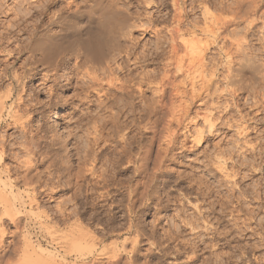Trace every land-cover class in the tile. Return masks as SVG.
<instances>
[{"label": "clouds", "instance_id": "9594fccd", "mask_svg": "<svg viewBox=\"0 0 264 264\" xmlns=\"http://www.w3.org/2000/svg\"><path fill=\"white\" fill-rule=\"evenodd\" d=\"M170 2L172 0H135V3L134 0H25L23 6L35 12L36 17L29 23L27 15L30 13L25 14L23 27L14 35L0 33V54L13 55L7 51L13 41H16L14 52L17 56L27 54L21 66L23 71L0 60V89L5 95L14 91V103H24L25 111L43 112L53 104L70 106L69 112L58 116L56 121L42 119L35 129L21 128L19 136L8 138L4 128L0 131V151L6 145L18 146L11 140L23 144L27 139L31 144L30 160L48 161L46 172L39 175L47 174L51 182L53 169H63L56 175L55 182L60 183L61 177H65V184L76 180L82 210L93 207L98 223L106 227L112 223L115 205L96 209L95 204L103 194L95 200H90L89 195L100 188L107 192L109 187H118L116 168L127 167V161L143 163V154L159 138L156 135V124L160 120L157 112L163 113L168 107L159 100L155 103L146 101L136 91L137 85L147 82L144 79L146 65L159 64L167 55V37L159 36L155 43L148 42V47L141 51L132 32L145 24L152 26L153 19L168 20L166 13L154 18L142 15L141 7L155 4L159 8ZM237 2L248 3L249 0ZM0 6L6 7L5 0H0ZM256 6L253 3L251 8ZM45 16L47 20L37 32L35 25ZM260 20V26L254 31L250 27L242 30V36L248 38L241 40L232 55L240 65L256 69L253 73L256 85L249 88L240 81V90L249 93L245 102L247 107H257L264 112V14ZM24 32L29 34L25 36ZM249 32L251 36H248ZM32 70L43 73V85L52 80L61 90L55 101L52 87L26 88ZM150 75L155 76V73ZM117 76L122 77L123 86H119L121 80H117L116 91L105 90L104 84L108 83L109 77ZM42 91L46 92L44 100L39 98ZM64 92L70 94L64 95ZM93 105L96 106L94 110ZM256 115L259 117L256 124L264 125V117L259 116V112ZM149 132L153 135L147 136ZM113 141L122 142L123 146L105 155L88 184L84 181L83 165L94 161L102 147ZM169 147L168 138L160 139V159L152 168L153 175L159 171ZM178 150L182 154L190 149L181 141ZM215 151L231 161L233 171L227 183L213 182L210 177L214 173L209 171L205 175L200 168L189 165L191 170L179 173L175 181L179 184L186 180V188L176 189L177 196L166 194L157 198L153 205L156 209L154 219L143 223L150 233L148 242L161 255L157 264H164L168 256L180 255L182 260L168 261V264H193L198 257H202L198 264H264V130L259 132L254 144L248 143L247 147L233 144L224 149L218 146ZM200 155L205 159L197 158L193 163L205 165L206 171L214 166L210 163L213 154L207 149ZM73 159L79 161L78 171L72 164ZM256 173L260 175L253 179ZM123 190L125 200L118 202L121 207L133 206L138 212L151 203L150 184L136 200L133 199V188ZM169 207L172 215L160 226L159 220L163 217L159 213ZM225 220L228 223L222 228L221 223ZM247 233L251 235L246 237ZM169 245H172L171 249Z\"/></svg>", "mask_w": 264, "mask_h": 264}, {"label": "bare ground", "instance_id": "6f19581e", "mask_svg": "<svg viewBox=\"0 0 264 264\" xmlns=\"http://www.w3.org/2000/svg\"><path fill=\"white\" fill-rule=\"evenodd\" d=\"M225 1L226 0H224L223 3H226ZM231 1H232L231 3L232 9L229 8L231 6L226 7V4L225 6L224 5L219 6L218 3H213L210 0H205L204 2L202 1L201 4L198 5V7L200 9L201 17L203 19V24L198 25L199 20H195L196 23H193V22L191 23L188 19L189 11H192L195 9L193 4H192L193 6L191 7V6H188L187 0H172V2L166 3L161 8L160 7L158 8L156 5V8H157L156 11L158 12L159 11L162 12L161 10L167 9L169 6H172V9L166 12V14L168 15L167 21H156L155 19H153L152 26H148L147 24H145L144 26L137 27L133 30V32L142 30L141 32L142 34H144L145 32L149 33V31H151L155 36L154 43L158 40L159 36L167 37L168 50H167V55L162 58L164 60L163 65H160V66H163L161 69L162 71L158 70L157 72V71L149 70L147 69V67L150 65V63L147 64L145 67V73H144V79L147 82L140 83L139 85H137L136 91L140 92L146 101H152L153 103H155L156 100H159L160 104H167L168 107L163 110V113H161L160 111L157 112V116L160 117V120H158L156 124V128H157L156 135L159 138L153 142L150 150L143 154V163L141 164L135 160H130V161H127V164H131L133 165V167L136 166V168L142 170V172L143 171L145 172V170L150 172L151 170H149L148 164L150 160L152 159L151 154L153 152V145H156L157 143V154L156 153L155 154L157 155L156 158L158 161L160 159V151H159L160 139H163L166 137L170 140L171 147L168 148L167 156L163 159L162 164L159 165V170L165 167V165H167L168 163L167 161L176 160V154L178 153L176 151H177V148L179 147L178 144L181 143V140H179L178 139L179 137H177V135L179 134L178 132L180 131L183 132V134L186 133L189 138H192L191 139L192 142L196 141L198 143L202 141L206 137L204 134L205 131L203 130L204 128L202 129V127L199 126L201 129L199 127H195L196 129L193 130V127L189 128L187 125L188 122H186V121L191 120V122L193 123V120L196 119V117L195 119H193L194 116L191 117V114L189 111L192 109L191 106L196 104L197 102H200L202 106L203 105L206 106L204 109L206 112L203 111L204 114L201 113L202 115L199 114V116H203L204 123L203 122L202 123L204 124V126L205 124L207 125L209 134L213 131L215 133L214 129H217L219 125L222 127V124H220V122L225 121L223 119H226L228 113H231L230 112L231 109L235 110L238 113L237 115H239V119L233 118L232 124L236 128H238L239 136H241V138L243 139L241 144H238V145H240L241 147H247V144L249 143L247 140V137L250 135L252 131L251 129H253L252 126L255 125V124L251 125L249 121L251 118L252 119H255V118H253L252 116L250 118V115L252 113L249 114L250 113L249 111L248 113L245 112L244 114L241 112L242 110H240L239 105L241 103L240 101L243 100L244 98H241L240 95L237 93V91H239L240 89L239 83L241 79L245 76L246 70L249 69L250 71L252 70L251 72H253L254 68L240 65L238 62H236V59L232 55V52L234 48L239 47L241 45L242 39L248 38L247 36H242V30L244 28L250 27L254 31L260 26L261 24L260 17L262 14H264V3H259V0H249L248 3L237 2V0H231ZM253 3L257 5L254 9L251 8V5ZM12 4L13 3L8 4L7 9H4L3 8L4 6L0 7V10L2 12H5V14H8V16L11 15L10 16L11 20H9L11 24L8 23V25L5 28L4 34L6 35L7 34L10 35L12 33V29H10L12 27H15V30L16 29L18 30L23 27L22 21L25 19V14L30 13L27 15V22L29 23L37 15L35 12H31L30 8L23 6L25 5V0H16L14 1V4L13 5ZM153 6H155V4H153L151 7H148V6L147 7L152 8ZM53 7H58V5H54ZM212 8L213 10L222 9L220 10L222 11V14H218V15L217 14L215 15V13L213 14ZM227 8H229V12H230L229 14H228ZM152 14L155 15L153 11H152ZM46 20H47V16H45L44 20H41L39 24L35 25L37 32L39 31L40 25L45 23ZM241 26H242V29H240ZM24 33L29 34L28 32H24ZM250 33L251 32L248 33V36L252 34ZM144 49H142L141 51H143ZM15 58L16 60L14 61H11L10 59H8L7 63L14 64V66L18 70L23 71L21 66L25 63L26 60L18 64L19 62H17V57ZM150 73H155V76L150 75ZM250 75H251L252 82H251V85L248 84V87L254 84L256 85V79L254 78L253 73ZM39 78L43 80V73L41 71L32 70V74L26 82V88L30 90L32 87H35L37 85H41L44 88L52 87L54 95L57 94L56 85L54 84L52 80H49L46 85H43L41 83L42 81L39 84H35V79H39ZM117 80H121V85L119 86H123L122 77H118V76L115 78L109 77L108 83L104 84V89L113 91V92L116 91V87L118 86L116 83ZM222 83L223 85H221ZM43 92L44 91H42V93ZM148 92H152L153 94L152 97L149 98V96H147ZM96 94L99 95V93H96ZM227 96L231 97V100H232L231 104H233V108H232V105L230 104V101L227 99L228 98ZM15 98H16V93L14 91L8 92L7 95H5V92L3 94L0 93V124L7 122V124L12 123L20 128L27 127L28 126L27 124L30 122L29 115L35 109H28L27 111H25V104L24 103H21L19 105L15 104L14 103ZM222 99L224 100V103L223 101L222 102L220 101ZM244 101L245 100H243V102ZM220 103L222 104L220 105ZM60 107H61L60 105L59 106L56 105L55 107H52L50 109L49 118H48L49 120L51 121L57 120V117L61 115ZM218 109H221V110L217 111ZM222 111L224 112V114H220ZM257 111L259 112V110ZM217 113H218V116H217ZM228 122H226V124ZM230 122L228 124H230ZM224 123L225 122H223V124ZM165 124L167 125L166 127H165ZM181 124L184 125L182 129L183 131L181 129L180 131H178L179 129L176 131L175 128L177 126H180ZM232 124L230 126H233ZM194 125L198 126L196 124ZM185 129L187 130L186 132L184 131ZM32 139H35V138H32ZM185 139L183 141H185ZM120 143L122 145V142ZM22 146H23L24 152L28 153L27 156L29 157V152L31 150L30 142L26 139L25 142L22 144ZM102 151L104 152V149ZM8 153H9L8 146L6 145L5 148L2 151H0V161L3 160V158ZM222 155H223L222 153H217L216 157H214L215 160L212 161L215 164L214 167L216 168V171L220 169L221 171H226L225 170L226 166L223 165L224 164L223 162H225V160H222V158H225V157L224 155L222 157ZM25 162L26 164L27 163L31 164L30 162H32V160L28 158ZM93 162L94 161H92V164ZM94 164H93V168L90 170L94 171V168H95ZM10 167H8L7 164L4 165V163H3L2 168L0 167V205L3 208V211L5 212L3 214L5 215L7 214L8 216H10L11 220L14 222L13 224L16 223L17 228H19L20 222L23 219L22 215H20V212L22 210L21 208L25 209L28 206L32 208L33 205L35 204L40 205V204L39 202H37L38 200L36 197L37 196L36 186L35 185L33 186V184L31 185L32 179H29L30 177H28L30 167L28 165L26 166V168L24 167L26 172H24L23 174H17V175L15 174L16 176L14 177L13 181L10 178V171H12ZM89 172H92V171H89ZM95 172L96 170L93 172V174ZM5 173H7L8 178H10L11 180L10 182H7V180L9 179L7 180L3 179L4 178L3 175ZM230 173L226 171V174L224 173L225 175L223 179L225 178V176L227 179V177L230 176ZM151 174L153 173H150V175ZM19 182H23V184L26 186L24 190L25 194H23L22 192L16 191L14 189V185H16ZM225 182L227 183V181ZM145 184L144 186L148 185V183H145ZM137 185L138 184H130L129 187L133 188L134 192H137ZM93 187H97V185H93ZM20 191H23V189ZM109 191L107 190V192ZM58 210H60V208ZM67 218H68V215H67ZM78 223H73L67 231L62 230V232H60L59 235L57 234V237L55 236L58 239L59 247L61 251L63 252V255H64L63 257L73 258V256H75L74 264H84V263L78 262V259L84 257L85 255H87V253H89L93 255H98L100 257H104L105 258L103 260L104 264L105 263L117 264L120 258L119 257L120 251L118 247H120L121 243L109 242L108 243L109 245H107V243L104 242L105 244L103 245V247L100 246V248H97L96 246L98 245L97 244L98 239L96 238L95 234L93 232H89V231L87 232V230L85 231L83 228L80 227V224ZM134 223L131 222V224L128 226V229L125 232L127 233V236L125 237V241L122 244V246L124 247H126L127 244H130L131 249H135L138 243V240H139L140 233H141L139 230L140 227L138 228L137 227L138 225L136 226ZM4 233H5V229L3 228L2 224H0V239H3ZM141 236H142V233H141ZM101 242L99 241L98 243H101ZM26 250L28 249L26 248ZM30 254L28 255L31 256ZM47 255L48 256L45 255L46 257H44L43 255V257L39 256L36 259L33 258L34 260L25 259L24 263H21V264H61L60 260L58 261L56 260V258L54 259L51 255L49 254ZM15 258L17 259V255ZM24 258L25 257H23V259Z\"/></svg>", "mask_w": 264, "mask_h": 264}, {"label": "rangeland", "instance_id": "374dc122", "mask_svg": "<svg viewBox=\"0 0 264 264\" xmlns=\"http://www.w3.org/2000/svg\"><path fill=\"white\" fill-rule=\"evenodd\" d=\"M14 1H16V0H5L6 7L4 6L3 8L7 9L8 4H10V3L14 4ZM202 1L204 2L205 0H187L188 6L192 7L194 5V8H195L194 10L189 11V14H188V19L191 23L192 22L196 23L195 20H199L198 25L203 24V19L201 17L200 9L198 7V5H200ZM210 1L213 2V0H210ZM223 2H224V0H218V5L219 6H223V5L225 6V4H226V7L231 6L229 8L232 9V4H231L232 1L231 0L230 1L226 0L225 1L226 3H223ZM229 2H230V4H229ZM134 3H135V0H134ZM229 8H227L228 14L230 13ZM156 9H157L156 5L153 6L152 8H148L147 5H145V6L140 8V11H141L142 15H151L154 17L156 15H160L162 13L168 12L169 10L172 9V6H169L167 9L161 10L162 12H160V11L158 12V11H156ZM212 10H213V8H212ZM212 10H211V12H212ZM217 10L216 9L213 10L212 13L213 14L215 13V15L216 14L217 15L222 14V11H220L222 9H220V10L217 9ZM152 11L155 15L152 14ZM10 16L11 15L8 16V14H5V12H2L0 10V33L4 34L5 28L8 25V23L11 24V22L9 21V20H11ZM9 17H10V19H9ZM10 29H12V33H13V34L11 33L10 35H14L18 31L17 29L15 30V27H12ZM240 29H242V26L240 27ZM141 32H142V30H138L136 32H133L134 35L132 34L133 38L135 37V40L138 41V45L140 48L139 50L147 48L148 42L154 43V40H155V36L151 31H149V33L145 32L144 34H142ZM4 35H6V34H4ZM7 35H9V34H7ZM23 35L26 36L28 34L23 33ZM15 44H16V41H13V43L9 44L8 48H7V51L13 52V55L5 56L3 54H0V58H1L0 60H6L7 61L8 59H10L11 61H14V60H16L15 57H17V62H19L18 64H20L21 62L26 60L27 54L19 55V56H17L15 54V52H14ZM157 59H160V58H157ZM163 61L164 60L162 59L159 64L150 63V65L147 67V69L152 70V71H157V72H158V70L162 71L161 69L163 66H160V65H163ZM251 71L249 69L246 70V74H245L246 77L244 76L241 79V81L245 82L247 85L248 84L251 85L252 79H251L250 74L254 73L256 71V69H253V72H251ZM41 81L42 80L40 78L35 79V84H39ZM221 85H223V83ZM254 85L249 86V88L253 87ZM239 87H240V85H239ZM56 91H57V94L61 91L58 88V86H56ZM4 92L5 91L3 89H0V93L3 94ZM237 93L240 95L241 98H244L243 100H245L244 102H243V100L240 101L241 103L239 105V108H240V110H242L241 112L244 114L245 112L248 113V111H249L250 112L249 114H251V113L253 114V115L252 114L250 115V118H251V116L253 118H255V119L251 118L252 120L250 119L251 120L250 124L251 125L255 124L254 126H252V128H256V130L253 131L251 129L253 132L251 131L250 135L247 137L248 142L254 144L255 139L257 138L259 132L264 130V125H257L256 121H255L259 118V117L256 118L257 115L255 116V114L258 113L257 110H259V112H260V109L256 108V107L249 108L246 106L245 102L249 99L248 91H246V90L240 91V89H239V91H237ZM69 94H70V92H64V95H69ZM56 95L53 96L54 101L56 99ZM93 95H97V94L93 93ZM152 95H153L152 92L147 93V96H149V98L152 97ZM227 97L226 98L230 101V104H231L232 103L231 97L230 96H227ZM39 98L41 100L46 99V93L40 92ZM220 101L221 102L223 101V103H224L223 99ZM221 104L222 103H220V105ZM231 105L233 108V104H231ZM55 106L56 105L53 104V107H55ZM60 106H61L60 107V109H61L60 110V112H61L60 116L65 115L66 113L69 112V110H70L69 105H60ZM41 107H43V106H41ZM95 107L96 106L93 105V110L95 109ZM191 107H192V109L189 112L191 114V117L194 116L193 119H195V117H196V119H195L196 121L193 120V123L191 122V120H189L191 123L189 121H186V122H188L187 125L189 128L193 127V130L196 129L195 127H199V126L202 127V129L204 128L203 130L205 131L204 134L206 137L202 141H200L198 143L196 141L192 142L191 141L192 138H189L186 133L183 134V132L180 131V129L181 130L183 129L184 125L181 124L182 126L181 125H180L181 127L177 126L178 128L175 125L176 131L178 129H179L178 131H180V132H178L179 134L177 135V137H179L178 139L183 141L185 138H187L183 142L188 146V148L190 150H185L182 154H180L179 150H178L179 147H178L177 151H176V152H178L176 154V160H174L175 162L171 161V160L167 161L168 162L167 165H165V167L161 168L162 170L160 169L158 171V173H156L153 176V174L150 175V173H152V168L154 167V165H156V161H157V158H156L157 157V155H156L157 154V143H156V145H153V152L151 154L152 159L150 160V162L148 164L149 170H151L150 172L145 170L146 173L144 171H143L144 172L143 173L142 170L136 168V166L133 167V165H131V164H127L128 165L127 167H122V168L117 167L116 172H115V178H116V181L118 182L119 186L118 187H109L108 191L109 190L110 191L107 193L105 191H103L104 189L101 188L97 192H93L89 195L90 200H95V198L100 196L101 194H103L105 196V197L103 196V198L100 199L98 201V203L95 204L96 209H99L101 206L115 205L114 207H112V212L114 213L112 223L110 224V226H107V227L104 226L102 223H98L97 218L93 215V211H94L93 207H88L86 210H82L81 200L76 198L77 197V195H76L77 194V186H76L77 182H76V180L75 181L73 180L70 184H65V183H63V180L65 179V177H61V182L56 183L55 182L56 174H59V172L64 171V170L63 169H53L52 180L50 182L48 180L47 174H45L43 176L39 175L40 173L46 172V168L48 167V161H45L43 163H37L35 161V159H31L33 163L30 162L31 164H28V163L26 164L25 161L29 158L27 156L28 153L24 152L23 146L19 140L18 141L17 140H11V143L17 144L18 146L13 148V147H10L7 145L9 153L3 158V160L0 161V167L2 168L3 163H4V165L7 164L8 167L11 166L10 168L12 169V171H10V178L13 181L14 177L17 174H23L24 172H26V170H25L26 166L25 165H28L30 167L28 177H30L29 179H32L31 185L33 184V186L34 185L36 186V192H37L36 197L38 200L37 202H39L40 205L35 204L36 206L33 205L34 207L32 206V208H30L29 206L25 209L21 208L22 210L20 212V215H22L23 219L20 222L19 228H17L16 223L13 224L14 222L11 220L10 216H8L7 214L6 215L3 214L5 212L3 211V208L0 205V215H1L0 216V224H2L3 228L5 229L3 239H0V264H16V263L21 264V263H24L25 259L34 260L39 256L43 257V255H44V257H46V256H48L47 254L51 255L54 259L56 258V260H58V261L60 260L61 264H67V263L68 264H74L75 256H73V258L72 257L71 258L70 257H68V258L63 257L64 256L63 252L61 251V249L59 247L58 239L56 237H57V234L59 235V233L62 232V230L67 231L73 223H78V222H79L78 224H80V227L83 228L85 231L87 230V232L88 231L93 232L95 234L96 238L98 239V242L102 241L101 243L97 242V244H98L96 246L97 248H100V246L103 247V245L105 243H107V245H109L108 244L109 242L121 243L120 247H118V249L120 251L119 252L120 258H119V261L117 264H128V263L129 264H157V261L161 260V255L155 249H153L151 244L148 242L150 239V233L143 227L144 222H147V221L154 219V215L156 214V209L153 207V205L156 203V199L159 197H163L166 194L177 196V195H179V192L176 191V189L184 190L186 188V185L188 183L186 180H181L179 184H176L175 181L179 178L178 177L179 173L191 170L189 165H191L192 167L200 168V170L203 171L205 175H208L209 171L214 173V175H212L210 177V179L213 182H218V181H222V180L227 181L229 176L227 177V179H226V176L224 179H223V177L226 174V171L229 173L231 171V173H232L233 168L231 165V161H228L226 158H222V160H225V162H223L224 164L223 163L222 164L224 166H226V168H225L226 171H221L220 168H219L220 170H218V168H217L218 171H216V168L214 166L212 168H210L211 170L208 169L206 171L205 165L193 163V162L197 158H199L200 160H204L205 156L200 155V154L202 152H204L206 149L208 150V152L213 154V160H215L214 157H216V154L219 153V152L215 151L218 146L220 149H224V148L232 146L233 144H236V143L241 144V142L243 141L241 136H239L238 128H236L232 124L233 118L239 119V115H237L238 113L235 110L231 109L230 110L231 113H228V115L226 117V119L227 118L228 119L227 120L223 119L225 121H221L222 123L220 122V124H222V127L219 125L217 128L218 130L214 129L215 133L213 131L209 134L208 129H207V125L205 124V126H206V128H205V126L203 124L204 123L203 122V116H199V114H201V113H203V111H205L204 109L206 106H204V105L202 106V104L200 102H197L196 104L192 105ZM262 107H264V106H262ZM50 109L51 108H45L43 112L38 111V110L32 111L31 114L29 115L30 122L27 124L28 125L27 127H30L31 129H35L37 124L40 123L42 121V119H48ZM196 109H197V111H196ZM201 109H203V110H201ZM219 110H221V109H218L217 111H219ZM256 111H257V113H256ZM218 113H217V116H218ZM220 114H224V112L222 111ZM259 116L264 117V113L260 112ZM228 120H229V122L231 121L230 124H228L229 123ZM223 122H225V123L223 124ZM226 122H228L227 123L228 125L226 124ZM194 124H196L198 126H195ZM231 124L233 126H230ZM224 125H226V126H224ZM33 126H34V128H33ZM4 128L7 129L8 138H10V137L12 138L14 135L19 136V132H20L19 130L21 129L20 127L14 125L12 123L7 124V122L0 124V131H2ZM184 131L186 132L187 130L185 129ZM256 131H257V133H256ZM129 135H131V133H129ZM146 135L152 136L153 134H152V132H149V133H146ZM183 137H184V139H183ZM40 143L42 145L43 141H41ZM69 143H71V142H69ZM101 144H103V141H101ZM179 145L180 144H178V146ZM120 146L121 147L123 146V145H121L120 142L113 141L112 144L109 143L106 147H102V150L104 149L105 154L102 150L98 153V155H97L98 158L96 157L97 159L94 160V162H93V164L95 163L94 164V167H95L94 171L100 166V163L102 162V160L106 154L120 149ZM41 150H43V149H41ZM101 152H103V153H101ZM13 154H14V156H13ZM222 157H223V155H222ZM233 158H235V157H233ZM211 162L212 161H210V163ZM89 163H91V164H89ZM72 164L74 166H77L75 168V170L78 171L79 170V167H78L79 161L76 159H73ZM93 164L91 161V162H86V164L83 165V170L85 172L84 181L87 182L88 184H91V181L94 178L95 173L93 174L94 171L90 170L93 168ZM89 171H92V172H89ZM259 175H260L259 173H256V175L253 177V179L258 178ZM120 176L122 179L120 178ZM3 177H4L3 179H5V180L9 179V180H7V182L11 181L10 178H8L7 173H5L3 175ZM145 183H148V185L149 184L151 185V192H150L151 203H149L146 207L142 208V210L140 209L138 212L136 211L135 207H133V206L121 207L119 205V203H118L119 201L125 200V191L123 190L125 187H129L130 184H138L137 185V192H135V195L133 196V198L136 200L137 197L140 196L139 194H141V192H143V190L145 188V186H144ZM25 188H26V186L23 184V182H19L16 185H14V189L16 191L22 192L23 194H25L24 193ZM97 188H98V186H97ZM22 189H23V191H20ZM80 190L83 191V189H80ZM102 192H104V193H102ZM103 201H105V202H103ZM195 202H196L195 199H193V203H195ZM59 208L61 211L58 210ZM67 215H68L69 219L67 218ZM159 215L163 217L162 219L159 220V225L163 226V225H165V222L168 219V217H170L172 215V208L169 207V208L162 209L161 212L159 213ZM131 222H133V223L135 222L134 224L136 226L138 225L137 226L138 228L140 227L139 230L142 233V236L140 233L139 240H138L139 244L137 243L135 249H131L130 244H127L126 247L122 246L123 242L125 241V237L127 236V233H125V232L128 229V226L131 224ZM227 223L228 222L226 220L223 221L221 223V227L223 228ZM250 235H251V233H247L246 237L250 236ZM54 237L56 238V240ZM99 239H101V240H99ZM240 242L243 243L244 241H240ZM113 243H111V244H113ZM233 243H235V241H233ZM171 247H172V245H169V249H171ZM26 248L28 250H26ZM59 249H60V251H59ZM17 253H19V254H17ZM25 253H27V254H25ZM28 254H30L31 256H29ZM16 255H17V259L15 258ZM51 256H49V257H51ZM23 257H25V258L23 259ZM11 258H13V259H11ZM62 258L65 260H63ZM79 259H78V262H81L84 264H104L103 260L105 258L100 257L98 255H93V254L87 253V255H85L84 257L79 258ZM182 259H183L182 255L176 256L175 258H173L172 256H168L167 260L164 262V264H168V261H174V260L178 261V260H182ZM200 259H202V257H198L197 261L193 262V264H198V261ZM105 264H107V263H105Z\"/></svg>", "mask_w": 264, "mask_h": 264}]
</instances>
